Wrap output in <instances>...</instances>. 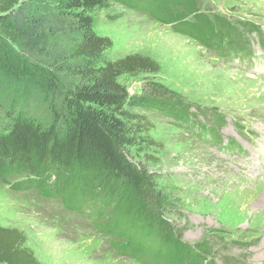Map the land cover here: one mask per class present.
<instances>
[{
  "label": "rangeland",
  "instance_id": "374dc122",
  "mask_svg": "<svg viewBox=\"0 0 264 264\" xmlns=\"http://www.w3.org/2000/svg\"><path fill=\"white\" fill-rule=\"evenodd\" d=\"M197 7L209 20L226 17L246 41L240 46L255 57L221 58L148 13L116 3L92 13L93 31L113 43L103 60L140 55L158 65L155 73L119 79L129 98L126 110L141 122L126 123L124 149L167 195L163 217L173 234L192 248L212 246L206 258L212 264H264V165H254L257 155L264 160V0H197ZM238 32L225 34L227 42ZM139 99L141 105L132 106ZM175 108L187 109L191 124L208 134L166 114ZM228 141L245 152L242 159L225 151ZM247 157L249 175L242 171ZM34 182L22 190L12 189L13 181L0 183V227L23 233V247L40 264H133L99 232L108 221L98 198L67 204L52 196L51 182Z\"/></svg>",
  "mask_w": 264,
  "mask_h": 264
},
{
  "label": "trees",
  "instance_id": "16d2710c",
  "mask_svg": "<svg viewBox=\"0 0 264 264\" xmlns=\"http://www.w3.org/2000/svg\"><path fill=\"white\" fill-rule=\"evenodd\" d=\"M109 3L146 12L211 50L246 44L226 17L199 13L197 0H0V183L22 190L31 180L51 182L52 196L67 204L98 198L108 221L99 232L137 264H212V246L192 248L173 234L163 217L167 195L125 153L126 123L141 122L126 110L119 79L155 73L158 65L140 55L102 59L113 43L94 33L92 13ZM231 32L238 38L228 43ZM183 112L166 114L188 126L191 116ZM190 128L208 134L202 125ZM24 243L19 230L0 227V264H40Z\"/></svg>",
  "mask_w": 264,
  "mask_h": 264
},
{
  "label": "bare ground",
  "instance_id": "6f19581e",
  "mask_svg": "<svg viewBox=\"0 0 264 264\" xmlns=\"http://www.w3.org/2000/svg\"><path fill=\"white\" fill-rule=\"evenodd\" d=\"M213 44V43H212ZM217 44V43H216ZM215 46V45H214ZM215 53V52H214Z\"/></svg>",
  "mask_w": 264,
  "mask_h": 264
}]
</instances>
